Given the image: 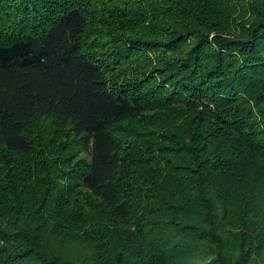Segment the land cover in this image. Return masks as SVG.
Returning a JSON list of instances; mask_svg holds the SVG:
<instances>
[{
    "label": "trees",
    "instance_id": "obj_1",
    "mask_svg": "<svg viewBox=\"0 0 264 264\" xmlns=\"http://www.w3.org/2000/svg\"><path fill=\"white\" fill-rule=\"evenodd\" d=\"M0 264H264V0H0Z\"/></svg>",
    "mask_w": 264,
    "mask_h": 264
},
{
    "label": "rangeland",
    "instance_id": "obj_2",
    "mask_svg": "<svg viewBox=\"0 0 264 264\" xmlns=\"http://www.w3.org/2000/svg\"><path fill=\"white\" fill-rule=\"evenodd\" d=\"M44 124H46V123H44Z\"/></svg>",
    "mask_w": 264,
    "mask_h": 264
}]
</instances>
